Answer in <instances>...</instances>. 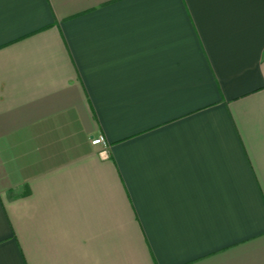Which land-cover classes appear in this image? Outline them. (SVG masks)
I'll return each instance as SVG.
<instances>
[{
  "label": "crops",
  "instance_id": "crops-1",
  "mask_svg": "<svg viewBox=\"0 0 264 264\" xmlns=\"http://www.w3.org/2000/svg\"><path fill=\"white\" fill-rule=\"evenodd\" d=\"M0 264H264V0H0Z\"/></svg>",
  "mask_w": 264,
  "mask_h": 264
},
{
  "label": "built area",
  "instance_id": "built-area-1",
  "mask_svg": "<svg viewBox=\"0 0 264 264\" xmlns=\"http://www.w3.org/2000/svg\"><path fill=\"white\" fill-rule=\"evenodd\" d=\"M103 135H98L96 137H92L91 142L93 145H97L102 147L103 149L100 151V155L103 157H108V142Z\"/></svg>",
  "mask_w": 264,
  "mask_h": 264
}]
</instances>
